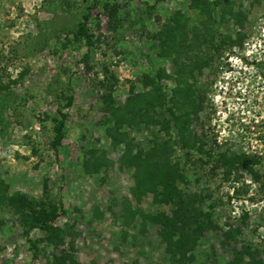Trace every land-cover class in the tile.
Here are the masks:
<instances>
[{
  "label": "rangeland",
  "instance_id": "374dc122",
  "mask_svg": "<svg viewBox=\"0 0 264 264\" xmlns=\"http://www.w3.org/2000/svg\"><path fill=\"white\" fill-rule=\"evenodd\" d=\"M0 264H264V0H0Z\"/></svg>",
  "mask_w": 264,
  "mask_h": 264
},
{
  "label": "trees",
  "instance_id": "16d2710c",
  "mask_svg": "<svg viewBox=\"0 0 264 264\" xmlns=\"http://www.w3.org/2000/svg\"><path fill=\"white\" fill-rule=\"evenodd\" d=\"M85 21L84 23L80 26V29H79V32L78 34H81L82 36H85L87 41H91V38L88 34V29H87V26H86V22H87V17L84 18ZM64 126H65V122H64V118L62 121H58L57 122V126L55 128V131H56V140H55V144L58 145L62 139L65 137V131H64ZM222 158L225 160V163L227 164L226 162V157H223ZM240 160V159H239ZM241 161V160H240ZM150 173V172H148ZM145 177V176H144ZM141 180H143V178ZM57 215L55 214H52V215H47L46 217L43 218V221H42V224H36L35 226L39 225V227H41L43 230H51L52 229V223L57 219ZM177 217L178 214H177ZM178 220V219H177ZM177 222V221H176ZM186 224V223H185ZM187 225V224H186Z\"/></svg>",
  "mask_w": 264,
  "mask_h": 264
}]
</instances>
